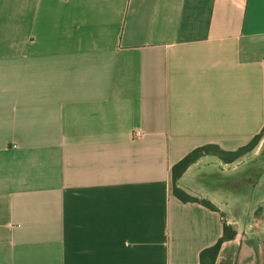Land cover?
<instances>
[{"label": "crops", "instance_id": "0c3cea01", "mask_svg": "<svg viewBox=\"0 0 264 264\" xmlns=\"http://www.w3.org/2000/svg\"><path fill=\"white\" fill-rule=\"evenodd\" d=\"M263 129L264 0H0V264H264Z\"/></svg>", "mask_w": 264, "mask_h": 264}, {"label": "trees", "instance_id": "16d2710c", "mask_svg": "<svg viewBox=\"0 0 264 264\" xmlns=\"http://www.w3.org/2000/svg\"><path fill=\"white\" fill-rule=\"evenodd\" d=\"M263 134H264V129L261 132V134L256 136L251 141L249 145L242 147L235 152L224 151L219 146L216 145H206L190 152L187 156H185L172 168L174 195L182 202L200 203L203 206L216 211L217 210L216 207L209 200L192 197L188 195L186 192H184L182 189H180L177 185L178 180L181 178V176L189 166H191L193 163L198 161L203 156L214 155L219 157L222 161L226 163H231L235 161L245 153L251 151L255 147V145L259 143ZM235 236H236V232L230 226L225 224L224 234L218 240V242L214 246L207 248L201 252L200 255L201 264H215L222 244L226 241L232 240Z\"/></svg>", "mask_w": 264, "mask_h": 264}, {"label": "built area", "instance_id": "2783aa9c", "mask_svg": "<svg viewBox=\"0 0 264 264\" xmlns=\"http://www.w3.org/2000/svg\"><path fill=\"white\" fill-rule=\"evenodd\" d=\"M134 139H140L143 137V134L140 131H135L132 136Z\"/></svg>", "mask_w": 264, "mask_h": 264}, {"label": "rangeland", "instance_id": "374dc122", "mask_svg": "<svg viewBox=\"0 0 264 264\" xmlns=\"http://www.w3.org/2000/svg\"><path fill=\"white\" fill-rule=\"evenodd\" d=\"M262 139H264V134L262 135V137H261V139H260V141H259V142H261V141H262Z\"/></svg>", "mask_w": 264, "mask_h": 264}]
</instances>
